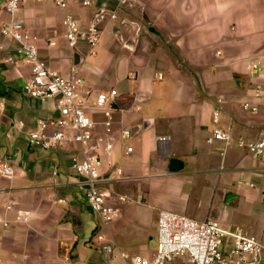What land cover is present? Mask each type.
<instances>
[{
    "label": "crops",
    "instance_id": "0c3cea01",
    "mask_svg": "<svg viewBox=\"0 0 264 264\" xmlns=\"http://www.w3.org/2000/svg\"><path fill=\"white\" fill-rule=\"evenodd\" d=\"M101 4L113 0L89 6L73 0L69 11L86 28ZM118 12L103 24L94 54L84 40L69 47L65 10L53 0L27 1L15 14L37 36L52 68L66 73L74 62L92 90L87 111L112 143L102 151L103 187L108 203L121 207L107 225L73 167L81 148L30 144L36 120L60 112L54 98L24 91L31 69L12 62L17 42L1 33L0 24V159L10 157L16 169L11 177L0 174V264H105L108 244L119 253L151 257L162 209L216 219L264 244V158L238 145L257 139L264 125L262 112L243 108L244 101L257 102L255 84L264 85V0H130ZM2 17L10 19L5 12ZM112 88L117 96L94 106L95 95ZM109 108L112 131L106 132ZM218 128L231 134L230 143L210 141ZM67 132L74 134L70 127ZM160 135L169 138L167 150ZM172 158L182 160L181 169L170 170Z\"/></svg>",
    "mask_w": 264,
    "mask_h": 264
},
{
    "label": "built area",
    "instance_id": "2783aa9c",
    "mask_svg": "<svg viewBox=\"0 0 264 264\" xmlns=\"http://www.w3.org/2000/svg\"><path fill=\"white\" fill-rule=\"evenodd\" d=\"M27 1L31 0H0L1 33L17 42L15 56L11 58L12 62L27 65L31 69V77L24 85V91L33 98H54L60 112L59 118H38L36 128L29 132L28 140L30 144L44 149L59 148L67 142H73L81 148L83 155L73 156V167L84 177L86 198L92 210L99 215L102 223L107 225L121 213V207L108 203L109 193L103 187L106 179L101 173L102 151H110L112 143L107 142L96 130L97 123L87 111V100L92 95V90L79 74L77 65L72 62L66 73L52 68L40 53L37 36L30 35L25 30L24 23L15 17L16 12ZM53 1L65 10L64 35L69 47L76 49L79 42L84 40L90 46L92 54L99 45L103 24L109 20H116L118 11L130 2V0H113L110 6L98 5L87 27L82 28L73 13L69 11L73 0ZM94 1L81 0V5L89 6ZM3 12L10 15L9 20H4ZM50 43L53 45L55 42ZM249 68L253 72L260 70L257 64H251ZM128 76L135 79L137 74L130 71ZM163 77V72H158L156 75L157 79ZM117 94L118 90L115 88L97 93L94 106L105 107ZM253 97L257 102L244 101L243 108L264 114L262 83H256L253 87ZM4 107V101H0V115ZM105 114L108 116L105 121L106 132H111L110 108L105 110ZM217 116L218 112L215 113V120ZM67 127L73 129V135L67 132ZM130 134V129L123 131L124 136ZM213 139L230 143L232 137L228 131L218 128L213 132L210 141ZM158 141L161 149L167 150L169 138L160 135ZM238 145L248 153L264 158V125L257 139L250 142L240 140ZM15 171L10 157L0 159L1 175L11 177ZM7 207L12 208L13 205L9 204ZM96 238L104 241L103 234H97ZM103 250L110 254L113 250L112 244L104 245ZM120 255L126 264H168L171 257L181 255L187 257L189 264H264V244L255 235L239 229L226 228L216 219L198 220L162 209L158 214V243L153 256L129 255L123 252Z\"/></svg>",
    "mask_w": 264,
    "mask_h": 264
},
{
    "label": "rangeland",
    "instance_id": "374dc122",
    "mask_svg": "<svg viewBox=\"0 0 264 264\" xmlns=\"http://www.w3.org/2000/svg\"><path fill=\"white\" fill-rule=\"evenodd\" d=\"M151 241H154L152 238ZM104 261L105 264H124L122 259L120 258V253L117 251L116 248L113 249L111 252V256L107 257ZM186 256H173L169 259L168 264H189L188 261L186 260Z\"/></svg>",
    "mask_w": 264,
    "mask_h": 264
},
{
    "label": "water",
    "instance_id": "95a60500",
    "mask_svg": "<svg viewBox=\"0 0 264 264\" xmlns=\"http://www.w3.org/2000/svg\"><path fill=\"white\" fill-rule=\"evenodd\" d=\"M76 59L78 58V55L76 54L75 55ZM147 122H149V120H146L144 122V126L146 127L147 125ZM183 166V162L182 160L178 159V158H172L171 161H170V170L172 171H176V170H179L181 169Z\"/></svg>",
    "mask_w": 264,
    "mask_h": 264
}]
</instances>
